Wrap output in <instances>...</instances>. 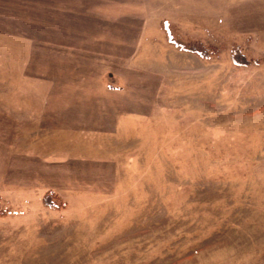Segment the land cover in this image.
Listing matches in <instances>:
<instances>
[{
	"label": "rangeland",
	"instance_id": "1",
	"mask_svg": "<svg viewBox=\"0 0 264 264\" xmlns=\"http://www.w3.org/2000/svg\"><path fill=\"white\" fill-rule=\"evenodd\" d=\"M0 264H264V0H0Z\"/></svg>",
	"mask_w": 264,
	"mask_h": 264
},
{
	"label": "trees",
	"instance_id": "2",
	"mask_svg": "<svg viewBox=\"0 0 264 264\" xmlns=\"http://www.w3.org/2000/svg\"><path fill=\"white\" fill-rule=\"evenodd\" d=\"M163 29H164L165 33L167 34V41L171 42L173 45L178 46L179 48H182V49H187V50L193 51V52H195L201 56H209L210 55L211 50L208 47L202 46L200 44L196 45L195 42L181 44L178 40L169 37V30L167 27H163ZM230 57H231L232 61H234L236 63H245L246 62L245 56L242 54L240 49L237 47H234L231 50ZM44 196H45V194L43 195V200L45 201L46 205L55 206V201H56L55 199H51V200L46 199Z\"/></svg>",
	"mask_w": 264,
	"mask_h": 264
}]
</instances>
